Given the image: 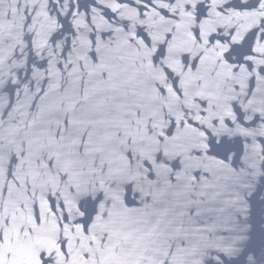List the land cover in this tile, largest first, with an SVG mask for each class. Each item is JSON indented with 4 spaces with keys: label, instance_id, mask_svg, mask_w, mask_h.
<instances>
[{
    "label": "water",
    "instance_id": "95a60500",
    "mask_svg": "<svg viewBox=\"0 0 264 264\" xmlns=\"http://www.w3.org/2000/svg\"><path fill=\"white\" fill-rule=\"evenodd\" d=\"M0 264H264V0H0Z\"/></svg>",
    "mask_w": 264,
    "mask_h": 264
}]
</instances>
